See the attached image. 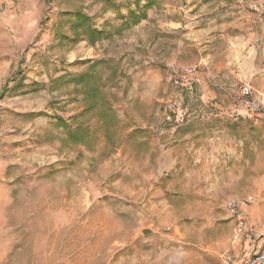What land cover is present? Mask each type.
Segmentation results:
<instances>
[{
	"label": "rangeland",
	"instance_id": "obj_1",
	"mask_svg": "<svg viewBox=\"0 0 264 264\" xmlns=\"http://www.w3.org/2000/svg\"><path fill=\"white\" fill-rule=\"evenodd\" d=\"M140 1L0 2L17 55L10 93L38 98L39 107L5 116L9 128L28 127L0 168V264H233L226 247L237 217L223 248L228 229L217 230L213 215L234 195L244 229L264 228V107L257 116L233 107L243 81L264 92V61L260 54L251 67L236 66L219 57L223 38L204 47L194 32L249 5L264 13V0H164L149 19ZM170 2L207 18L165 27V17L183 16L159 10ZM130 11L144 21L131 23ZM169 63L198 66L170 79ZM149 68L159 71L155 89ZM84 72L91 78L71 80ZM201 76L210 91L203 98ZM92 87L103 99L89 96ZM36 114L42 122L30 124ZM259 241L250 240L249 256Z\"/></svg>",
	"mask_w": 264,
	"mask_h": 264
},
{
	"label": "crops",
	"instance_id": "obj_2",
	"mask_svg": "<svg viewBox=\"0 0 264 264\" xmlns=\"http://www.w3.org/2000/svg\"><path fill=\"white\" fill-rule=\"evenodd\" d=\"M5 0H0V2H4ZM155 2L148 6L147 11V18L149 19L151 17L150 12L152 10H156L155 4L161 3L164 0H154ZM190 1V0H186ZM175 2V1H174ZM146 4L143 0L140 1L138 4V7H143ZM133 6V3L131 4ZM132 6L129 7V9H132ZM165 8L159 9L160 11L164 12H177L182 13L183 16L178 19H168L164 18V21L159 24H163L165 27H177L179 26H186V24H182L181 20H185V18L190 19V23H202L203 20L207 17H203L201 15L198 16H192L187 15V10L191 9L190 7L188 9L183 8L176 3H166ZM261 6V5H260ZM256 7L249 5V9L247 8H241V10H238L237 12L231 13V18L227 21L223 22H203V26L197 28L194 32L198 35V40H201L203 42V46L206 47L207 43L211 42L213 36H218V38H223L225 40V46H224V53L221 52L219 55L220 58L226 57L233 59L232 62L236 63V66H243L246 61V63L251 67L253 65V62L256 58V55L261 54V59L264 61V13L262 7ZM177 10V11H176ZM263 13V14H262ZM144 21V19H141V22ZM159 21V20H157ZM139 22V23H141ZM158 24V25H159ZM9 23H6L5 20L0 19V31H2L3 38L0 35V140L8 142L3 148H0V168L6 164L8 161L6 160L7 152H10L9 149H7L8 146H12L10 143L17 142V146L14 148L15 150H18L22 148L21 143L23 138L27 135L25 134V130L28 127V123H26L24 128H20L19 131L14 130L15 128H9L5 125L6 115H17L22 116V113H26V110L29 106L30 110L38 109L37 101L38 98L33 99H27L26 95L21 94H11L10 91L17 87H12L11 85V63L14 57L17 55H14L13 49H11L12 46V35L11 31L9 32ZM176 25V26H172ZM160 26V25H159ZM17 36L20 35V30L16 32ZM8 37V43L5 44L4 37ZM20 38V37H19ZM18 38V39H19ZM211 38V39H210ZM258 43H261V46L258 47ZM203 47V49H205ZM260 50V51H259ZM258 53V54H257ZM215 56V55H214ZM202 58H209V54L201 55ZM204 58V59H205ZM236 60V61H234ZM171 64V63H169ZM218 68H226V64H222V60L218 62ZM217 66V65H216ZM253 70L256 72V69L253 67ZM148 77V84L150 89H155L158 86L159 81V71L157 69H148L146 70ZM201 79H198V85L199 90L201 93V96H206L210 93L209 90H206V81L200 77ZM22 88H19L21 90ZM148 90L147 86L142 87L141 91H137L138 93H145ZM36 103V106L34 107L33 104ZM43 118L40 115H34L32 117L31 123L33 125H36L38 123H41ZM10 125V124H9ZM8 125V126H9ZM210 140H212L210 138ZM12 141V142H11ZM234 160L237 157H233ZM232 170L234 165V162H232ZM236 168V167H235ZM230 170V171H232ZM230 172L228 171V174ZM231 179V183H233V186L236 185V182L239 181L236 177H229ZM228 182H223L222 186L228 187ZM247 187V186H245ZM233 197L238 198L237 195H234ZM154 206L153 203L149 205V207ZM253 210V207L250 206H244L243 211L246 213H249L251 215V211ZM214 217V222L216 223V229L217 230H223L228 229L227 233L224 234L225 237H222L223 243L225 242L223 248L227 245V238L230 237V230L232 227H234L235 219L232 218L231 213L228 211L227 208H224V211L220 210L218 211ZM230 229V230H229ZM264 235V228L255 229L254 232L248 233V236L246 240H243V242L234 243L235 239H232L231 242L226 247V250L230 251V255L233 257V264H241V261L248 258L249 254L248 251L251 248H254L256 244L252 243L249 244L250 240H255L257 237H259L260 241L257 246V249L254 251V253L259 249L262 241V236ZM253 237V239H251Z\"/></svg>",
	"mask_w": 264,
	"mask_h": 264
},
{
	"label": "built area",
	"instance_id": "obj_3",
	"mask_svg": "<svg viewBox=\"0 0 264 264\" xmlns=\"http://www.w3.org/2000/svg\"><path fill=\"white\" fill-rule=\"evenodd\" d=\"M198 65L185 66L178 64H170L167 72L168 78L172 79L175 76L176 71L182 73H191L195 71ZM244 106L247 107L252 115L257 116L259 110L264 107V92L262 90L255 89L250 82L243 81L239 86V95L233 103V107ZM245 200L249 201V198ZM228 210L232 216L237 217V224L234 229V239L245 234L248 236V232L244 229V224L241 218H239L240 201L236 198H231L227 202ZM231 259L227 257V264H230ZM241 264H264V235L259 249L248 258L241 261Z\"/></svg>",
	"mask_w": 264,
	"mask_h": 264
},
{
	"label": "trees",
	"instance_id": "obj_4",
	"mask_svg": "<svg viewBox=\"0 0 264 264\" xmlns=\"http://www.w3.org/2000/svg\"><path fill=\"white\" fill-rule=\"evenodd\" d=\"M154 2H155L154 0H147V5H151V4H153ZM129 14H131V15L133 16L131 23H136V22H138V21L141 19V17L136 16V15L134 14V12H132V11H130ZM93 31H96V30H93ZM92 36H93V33H91V37H90V40H91V41H93ZM98 61H99V60H94L93 62H91V65H90V66H92L94 63H97ZM91 73H92V72H91ZM91 73H90V72H84V73H81V74L77 75L76 77H73L71 80L74 81V82H78V81H81V80H88V78H89V79L91 78V76H90ZM91 95L93 96V98H94V97H98L99 99H103V98H102L103 95H102L101 88H98V87H92V88L90 89V95H89V96H91ZM96 104H97V101H94V102L91 103L90 105L86 106V107L84 108V110H85V109L87 110L88 108H94V106H96ZM105 114L107 115V117H109V113H106V112H105Z\"/></svg>",
	"mask_w": 264,
	"mask_h": 264
},
{
	"label": "water",
	"instance_id": "obj_5",
	"mask_svg": "<svg viewBox=\"0 0 264 264\" xmlns=\"http://www.w3.org/2000/svg\"><path fill=\"white\" fill-rule=\"evenodd\" d=\"M144 232H149L150 230L149 229H143Z\"/></svg>",
	"mask_w": 264,
	"mask_h": 264
}]
</instances>
